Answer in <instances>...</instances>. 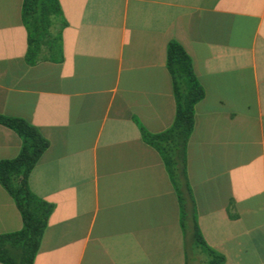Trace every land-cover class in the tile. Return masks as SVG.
<instances>
[{"label":"crops","instance_id":"1","mask_svg":"<svg viewBox=\"0 0 264 264\" xmlns=\"http://www.w3.org/2000/svg\"><path fill=\"white\" fill-rule=\"evenodd\" d=\"M59 1L62 56L29 64L23 0H0V115L50 142L30 177L55 205L34 264H188L178 195L141 133L174 122L171 41L206 93L187 148L191 224L225 264H264V0ZM21 146L0 125V160ZM22 227L0 184V235Z\"/></svg>","mask_w":264,"mask_h":264},{"label":"trees","instance_id":"2","mask_svg":"<svg viewBox=\"0 0 264 264\" xmlns=\"http://www.w3.org/2000/svg\"><path fill=\"white\" fill-rule=\"evenodd\" d=\"M62 17L59 0H23L22 22L28 36L26 60L29 64L42 59H60ZM167 66L176 101L174 122L157 134L141 127L142 138L160 155L178 195L188 248L190 245L201 248L209 258L207 264H225L224 256L205 241L195 215L191 224L187 211L186 195L191 194L187 148L195 125V107L206 93L197 78L192 58L177 41L168 45ZM0 125L14 131L22 141L17 157L0 160V184L14 201L23 221L21 230L0 235V264H34L55 205L32 191L30 177L50 142L25 119L0 115Z\"/></svg>","mask_w":264,"mask_h":264},{"label":"rangeland","instance_id":"3","mask_svg":"<svg viewBox=\"0 0 264 264\" xmlns=\"http://www.w3.org/2000/svg\"><path fill=\"white\" fill-rule=\"evenodd\" d=\"M199 256V261H196ZM209 258L201 248L190 245L188 248V264H207Z\"/></svg>","mask_w":264,"mask_h":264}]
</instances>
